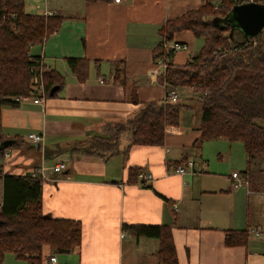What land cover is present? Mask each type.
Masks as SVG:
<instances>
[{"label":"crops","instance_id":"1","mask_svg":"<svg viewBox=\"0 0 264 264\" xmlns=\"http://www.w3.org/2000/svg\"><path fill=\"white\" fill-rule=\"evenodd\" d=\"M205 1L25 0L27 13L67 16L43 45L34 47L43 55L46 69L59 70L66 83L43 103L31 99L0 109L5 136L21 139L9 147L12 156L0 161V204L5 174L23 175L42 162L51 167L48 158L65 160L67 168L61 174L48 172L56 180L43 184V211L53 218L82 222L81 244L61 255L45 248L42 264L54 254L57 264H161L159 239L136 237L124 228L132 224L171 226L179 264H264V174L257 172L255 183L254 172L247 176L240 172L250 182L245 194L230 184L234 170L223 181L206 169L202 153L206 141H200L199 129L202 111L194 103L193 87L188 86L184 103L188 107L181 111L180 124L167 127L163 145L131 144L126 131L119 152L109 157L59 149L104 135L110 125L133 119L146 103L165 98L162 79L151 73L160 30L168 20ZM174 41L191 49L195 36L186 30ZM190 49L177 51L173 64L184 65L192 56ZM69 57L90 60L86 81L72 72ZM31 132L45 135L40 148L27 141ZM187 158L194 159V170L177 173ZM131 168L152 173L150 185H142L138 178L129 180ZM244 229L249 232L247 244L226 243L227 231Z\"/></svg>","mask_w":264,"mask_h":264},{"label":"trees","instance_id":"2","mask_svg":"<svg viewBox=\"0 0 264 264\" xmlns=\"http://www.w3.org/2000/svg\"><path fill=\"white\" fill-rule=\"evenodd\" d=\"M248 1L221 0V4L215 7L206 0L200 7L168 20L160 30L168 40L172 41L177 33L186 30L203 38L199 52L184 65L171 61L175 50H167L160 44L154 48L155 59L164 55L170 61L167 83L188 85L194 89L193 95L202 111L200 141L217 138L241 141L247 154V168L242 172L246 176L255 172V164H258L257 172L264 174V125L259 122L264 120V30L246 37L238 28L232 30L231 24L218 26L213 20L225 18L235 5ZM251 1L264 3V0ZM66 18L61 12L47 15L27 13L25 0H0V109L17 105L13 98L29 92L32 69H38L42 64L41 55L33 53L32 48L43 45ZM67 62L77 79L86 81L90 60L69 57ZM44 83L48 96L53 88L58 87L54 96L65 86L66 77L59 70L48 68L44 72ZM187 107L171 101L166 89L161 102L146 103L128 122H117L110 125L104 135H91L85 140L59 146V149L109 157L119 152L126 131L131 133V144L163 145L167 127L178 126L181 111ZM7 139L0 122V155L10 147L5 146ZM20 140L18 138L14 143H20ZM138 172V168H131L129 180L138 178ZM3 185L0 264H4L8 253L42 264L45 248L68 253L81 244L80 220L53 218L44 213L40 178L28 173L5 174ZM124 228L136 237L159 239L161 264H179L171 226L132 224ZM248 239L246 229L226 232V243L230 246L245 245Z\"/></svg>","mask_w":264,"mask_h":264},{"label":"built area","instance_id":"3","mask_svg":"<svg viewBox=\"0 0 264 264\" xmlns=\"http://www.w3.org/2000/svg\"><path fill=\"white\" fill-rule=\"evenodd\" d=\"M116 2H120L121 0H114ZM220 4H216L215 6L218 7ZM160 45L167 49H173L176 52L179 50H188L189 46L184 42H177V41H168L163 40ZM42 64L37 69H32V79H31V87L27 94H23L20 96H15L13 98L14 102L19 104L23 102H28L31 99H33V102L35 103H43L45 101V98L48 97V94L45 89V83H44V72H45V64L43 62V55H41ZM170 61L169 59L164 56L160 55L155 59V66L156 68L151 70V73L163 78L162 82L165 85L166 89H168V97L171 101L175 102L179 99L178 91L175 87L168 88L169 84L166 81V76L169 70ZM165 78V79H164ZM27 141L32 144L33 146H37L38 144H43L45 141V135L43 133H36L31 132L27 135ZM12 156V150L10 148H7L3 154L0 155V161L5 160L6 158H9ZM195 167V161L193 158H187V160L183 164H179L176 168V172L179 174H186L189 169L192 171ZM67 168V164L65 160H59L51 167L47 166L42 162L37 167L33 168L31 171L27 172L33 177H38L41 179L42 183L44 184L48 180H56L55 177H51L49 175V170H51L55 174H61L65 169ZM25 173V174H27ZM233 182L232 186L234 189L239 188L241 186H246L249 189L250 182L247 178H245L240 172L234 171L232 173ZM138 179L144 186H149L152 179L153 174L145 171L140 170L138 172ZM249 191V190H248ZM253 231H256L255 229ZM125 236V233H122V237ZM47 264H57V256L54 254L50 257V261Z\"/></svg>","mask_w":264,"mask_h":264},{"label":"rangeland","instance_id":"4","mask_svg":"<svg viewBox=\"0 0 264 264\" xmlns=\"http://www.w3.org/2000/svg\"><path fill=\"white\" fill-rule=\"evenodd\" d=\"M248 2H251V0ZM218 4H221V2ZM163 40H168V39L162 36L160 43ZM168 41L172 42L174 41V39L172 41L171 40H168ZM203 43H204L203 38L195 37V41L191 49H190L189 44L187 43L186 44L189 46V49L193 56L199 52V50L203 46ZM37 51H38L37 48H34V47L32 48L33 53H36ZM45 70H46V67H45ZM168 87L169 88L175 87L177 91H179V94L181 95V99L180 101H175V102H180L184 104L186 98H188L190 94L188 93V90H187L188 85L174 86V85L169 84ZM193 94H194V89L192 88V97L194 99V103L199 104L197 98ZM259 122L262 125H264V120H260ZM202 153L205 159L206 169L218 175L220 180L224 181V176L230 175L233 170L241 172L247 168V154L245 151V147L241 141L231 142V141H228L227 139H214V140L211 139V140L204 142ZM55 162L56 160L54 161L52 158L47 159L48 165H53ZM257 166L258 164H255L254 166L255 172L253 174V178H254L253 181L255 183H257ZM230 184L232 186L231 180H230ZM234 191H240L242 193L247 194L246 186H241L237 189H234ZM0 199H1V194H0ZM261 247H264V243H261ZM12 255L13 253L7 254L4 264H25L23 261L22 263H20V261L17 262V260L14 259ZM58 255H61V253H58Z\"/></svg>","mask_w":264,"mask_h":264},{"label":"water","instance_id":"5","mask_svg":"<svg viewBox=\"0 0 264 264\" xmlns=\"http://www.w3.org/2000/svg\"><path fill=\"white\" fill-rule=\"evenodd\" d=\"M214 23L224 26L223 23L231 24L232 30L238 28L246 37H252L264 30V3L246 2L235 5L225 18H215ZM58 89L55 87L51 91V96ZM13 139H7L5 146H11ZM41 147L40 144L37 145Z\"/></svg>","mask_w":264,"mask_h":264}]
</instances>
